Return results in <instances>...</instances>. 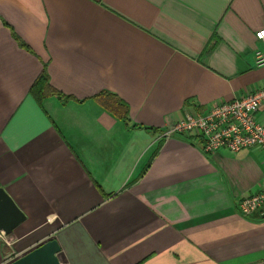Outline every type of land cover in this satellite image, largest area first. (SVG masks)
Masks as SVG:
<instances>
[{"label":"crops","instance_id":"0c3cea01","mask_svg":"<svg viewBox=\"0 0 264 264\" xmlns=\"http://www.w3.org/2000/svg\"><path fill=\"white\" fill-rule=\"evenodd\" d=\"M260 29L264 0H0V187L25 217L0 264L50 240L61 264H264V219L236 208L262 153L160 138L264 87ZM43 67L70 100L29 94Z\"/></svg>","mask_w":264,"mask_h":264},{"label":"built area","instance_id":"2783aa9c","mask_svg":"<svg viewBox=\"0 0 264 264\" xmlns=\"http://www.w3.org/2000/svg\"><path fill=\"white\" fill-rule=\"evenodd\" d=\"M264 29L254 37L262 50L256 52V63L264 64ZM264 104V87L240 99L220 103L204 113H186L184 118L165 128L160 138L191 134L201 140L205 153L259 150L264 156V125L256 115ZM236 208L243 217L264 219V181L254 192L238 199Z\"/></svg>","mask_w":264,"mask_h":264},{"label":"water","instance_id":"95a60500","mask_svg":"<svg viewBox=\"0 0 264 264\" xmlns=\"http://www.w3.org/2000/svg\"><path fill=\"white\" fill-rule=\"evenodd\" d=\"M24 218L21 210L0 187V233L9 234L24 221ZM59 251L57 241L50 240L10 264H61L57 258Z\"/></svg>","mask_w":264,"mask_h":264},{"label":"trees","instance_id":"16d2710c","mask_svg":"<svg viewBox=\"0 0 264 264\" xmlns=\"http://www.w3.org/2000/svg\"><path fill=\"white\" fill-rule=\"evenodd\" d=\"M18 43L25 47V45L16 37L15 38ZM26 48V47H25ZM29 94L36 100L38 103L47 97L55 96L60 99L70 100L69 97H64L56 90H54L49 84L48 75L46 73L45 68L43 67L38 75V77L34 80L32 85L29 88ZM94 101L104 107L106 110L111 112L117 118L122 120L125 124H127V116H128V107L127 105L119 99L114 94L109 92H101L100 94L94 96Z\"/></svg>","mask_w":264,"mask_h":264},{"label":"snow or ice","instance_id":"6c2138e0","mask_svg":"<svg viewBox=\"0 0 264 264\" xmlns=\"http://www.w3.org/2000/svg\"><path fill=\"white\" fill-rule=\"evenodd\" d=\"M262 35H264V34H262Z\"/></svg>","mask_w":264,"mask_h":264}]
</instances>
